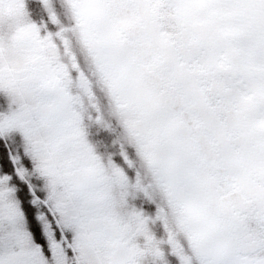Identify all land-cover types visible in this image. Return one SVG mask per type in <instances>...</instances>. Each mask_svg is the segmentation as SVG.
Segmentation results:
<instances>
[{
	"label": "snow or ice",
	"instance_id": "obj_1",
	"mask_svg": "<svg viewBox=\"0 0 264 264\" xmlns=\"http://www.w3.org/2000/svg\"><path fill=\"white\" fill-rule=\"evenodd\" d=\"M0 264H264V0H0Z\"/></svg>",
	"mask_w": 264,
	"mask_h": 264
}]
</instances>
